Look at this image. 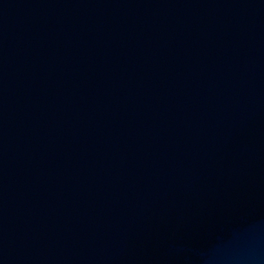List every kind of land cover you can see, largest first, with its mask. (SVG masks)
<instances>
[{
	"label": "water",
	"instance_id": "95a60500",
	"mask_svg": "<svg viewBox=\"0 0 264 264\" xmlns=\"http://www.w3.org/2000/svg\"><path fill=\"white\" fill-rule=\"evenodd\" d=\"M0 264H264V0H0Z\"/></svg>",
	"mask_w": 264,
	"mask_h": 264
}]
</instances>
